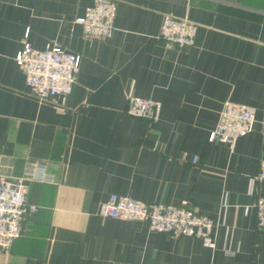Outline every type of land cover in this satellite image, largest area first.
<instances>
[{
	"label": "crops",
	"instance_id": "obj_1",
	"mask_svg": "<svg viewBox=\"0 0 264 264\" xmlns=\"http://www.w3.org/2000/svg\"><path fill=\"white\" fill-rule=\"evenodd\" d=\"M110 1L111 37L89 41L75 20L92 0H0V179L28 161L53 176L25 183L37 211L0 264H264L250 208L264 182L248 184L264 161V0ZM165 15L196 25L190 47L157 38ZM23 40L79 57L68 95L28 93L14 61ZM127 96L157 102V121L127 116ZM227 102L253 110L250 130L209 143ZM111 194L211 218L213 246L99 217Z\"/></svg>",
	"mask_w": 264,
	"mask_h": 264
},
{
	"label": "built area",
	"instance_id": "obj_2",
	"mask_svg": "<svg viewBox=\"0 0 264 264\" xmlns=\"http://www.w3.org/2000/svg\"><path fill=\"white\" fill-rule=\"evenodd\" d=\"M115 4L110 0H92L75 20L81 27L83 37L108 39L114 30ZM196 33V25L185 18L163 16L157 38L176 46L190 47ZM15 65L21 70L28 93L38 101L62 99L69 94L78 72L79 57L55 44L43 49H32L22 41L15 54ZM125 114L131 118L154 123L158 119L159 104L133 96L125 99ZM253 122L250 107L224 103L217 122L207 137V142L218 141L232 146L245 135ZM195 157L191 163L195 162ZM53 183V176L44 167L28 161L19 177L0 179V253H7L19 235V220L26 214H33L37 207L25 203L26 182ZM264 182V161H260L256 174L248 181L249 190L254 183ZM249 207L244 208V213ZM255 212L256 227L264 229V196L256 198L250 205ZM97 215L101 218L125 221H143L151 232L162 233L170 238L189 237L198 240L202 246H213L215 222L188 207L171 205H144L127 196L111 194L99 203Z\"/></svg>",
	"mask_w": 264,
	"mask_h": 264
}]
</instances>
